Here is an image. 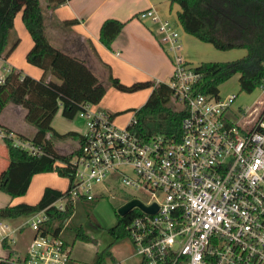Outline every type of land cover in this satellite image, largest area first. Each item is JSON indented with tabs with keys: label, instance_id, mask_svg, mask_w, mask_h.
Instances as JSON below:
<instances>
[{
	"label": "built area",
	"instance_id": "obj_1",
	"mask_svg": "<svg viewBox=\"0 0 264 264\" xmlns=\"http://www.w3.org/2000/svg\"><path fill=\"white\" fill-rule=\"evenodd\" d=\"M136 15L155 25V37L170 55L166 84L183 110L180 133L145 138L133 129V115L119 127L111 112L83 103L76 114L86 130L72 158L73 177L49 206L69 211L68 220L80 202L103 194L98 186L116 179L149 194L145 201L131 199L155 206L128 210H138L125 226L137 264H264V104L246 118L252 107L233 108L236 93L196 91L201 75L182 55L178 23L153 8ZM257 87L264 93V77ZM1 132L11 146L43 153L30 139ZM46 219L45 208L28 218L33 235L19 263H67L62 229L42 233Z\"/></svg>",
	"mask_w": 264,
	"mask_h": 264
},
{
	"label": "trees",
	"instance_id": "obj_2",
	"mask_svg": "<svg viewBox=\"0 0 264 264\" xmlns=\"http://www.w3.org/2000/svg\"><path fill=\"white\" fill-rule=\"evenodd\" d=\"M64 1L47 0V6L52 9ZM171 2H176L179 6L177 21L184 32L200 41L210 43L219 50L232 48L245 50L243 55L229 60L200 61L194 64L195 70L201 75L195 84L196 91L218 94L219 84L235 73H238L240 91L251 92L257 88L264 77V0H171ZM18 11H21L22 22L32 38V46L26 52L25 58L29 63L40 67L43 73L41 77L33 78L15 67H10L0 82V112L7 103L23 106L25 121L35 128L30 140L40 145L43 153L30 155L11 146L10 141L5 138L10 150L19 157L11 161L0 177V187L6 189L14 186L16 183L8 184L7 174L11 168H15L16 164L22 161L26 167L27 161H32L26 173L25 168L23 169L21 175H25L16 189L8 190L12 197L24 194L32 175L38 172L55 170L59 176L67 177L69 182L72 180L74 173L72 158L78 152V148L69 153H59L52 146V137L71 136L79 145L82 135L73 131L64 134L56 132L50 124L51 119L59 107L63 116L72 118L83 107V103H98L106 91V85L97 78L84 60L59 50L49 42L44 31L39 0H0L1 57L6 58L18 42L17 36L8 42ZM72 21L74 20L65 22ZM123 24L124 22L116 18L104 19L99 29L100 41L109 47ZM48 75H53L58 81L49 80ZM107 79L109 85L123 91L151 86V91L141 106L125 110L133 111L135 123L132 127L140 136L146 138L154 134L179 135L183 110L173 109L169 105L172 93L165 81L143 80L124 84L111 74L110 68ZM111 115L114 116L116 113ZM0 126L3 127H0L3 132L9 133L5 126L1 124ZM57 161L64 162L65 165H59ZM64 190L45 187L40 199L34 204L16 203L1 206L0 217L30 215L45 208L47 219L41 227H44V233L52 231L56 235L70 212L57 211L49 205ZM96 199L82 202L84 217L88 218ZM136 212L138 210L133 209L120 214L118 208L114 210L117 222L107 229L112 237L110 245L126 237L125 226ZM74 216L66 226V230L69 229L68 231L72 233V240H92L83 232L81 222L72 225ZM2 243L5 244L4 240ZM70 244L71 242L63 239L64 248ZM110 245L97 251L89 264H104L107 259L114 260ZM0 264L19 263L3 258L0 259Z\"/></svg>",
	"mask_w": 264,
	"mask_h": 264
},
{
	"label": "crops",
	"instance_id": "obj_3",
	"mask_svg": "<svg viewBox=\"0 0 264 264\" xmlns=\"http://www.w3.org/2000/svg\"><path fill=\"white\" fill-rule=\"evenodd\" d=\"M41 2L42 1L39 0L43 14L44 31L49 42L59 50L84 60L100 81L102 80L101 76L105 74L103 70H106L108 73V68H110L111 74L124 84L143 80L167 82L169 79L172 71L171 58L155 37V25L149 20L138 19L136 14L142 9L153 8L162 18H169L178 23L177 11L179 10V6L176 2H171V0H65L52 9L47 6V1H43L44 8ZM106 18H116L124 22L122 28L112 40L109 47H106L99 39V29L101 23ZM67 20L74 21L66 23L65 21ZM188 35L189 34L184 31L181 35L179 32L181 52L187 61L198 63L200 61L218 60L207 59L205 57L214 56L218 58L217 54L213 51L211 52L209 47L207 52L200 54L202 49L207 48L202 47L200 43L191 38L194 36L190 35V37ZM14 36L18 37V42L15 47L6 58L0 56V82L4 76V70L7 71L10 67H15L23 74L30 75L33 78L41 77L43 73L42 69L29 63L25 58L26 52L32 46V38L22 22L21 11H18L14 17V28L8 36L10 42ZM189 47H191L192 50ZM195 48L197 51L196 53L194 50ZM239 56L237 55V57ZM229 57L230 56L226 57L224 60H229ZM48 79L58 81L53 75H48ZM144 88L145 89L141 88V90L138 89V91L132 92L134 95H143L141 100L143 103L151 91V86ZM122 91L123 90L117 89L114 86L106 87L105 92L111 94L113 101H107L105 99L103 101V95L99 101L100 104L97 105H100L99 108H104L111 113H120L121 111L119 109L128 108L129 106L124 105L127 104L125 102L126 97H133ZM59 111H61L60 107L56 110L50 122L52 128L56 132L64 134L68 131H73L79 135L85 132L86 123L84 118L75 114L79 117L78 119L82 121L78 124L73 119L75 115L72 118H66L65 116H61L62 114L60 115ZM24 114L25 108L23 106L7 103L0 112V124L5 126L12 135L17 134L30 139L35 128L25 121ZM114 117L115 116H113V119ZM26 123L31 126H27L28 124ZM0 127L3 128L2 126ZM25 130H28V133H25ZM52 146L54 150L59 153H69L67 151H62L56 146L53 142V137ZM17 157L19 156L10 150L1 132L0 177L7 170L11 161H14ZM31 164L32 161L28 160L24 171L25 173ZM49 173H56V171H45L33 174L25 193L22 195L12 197L8 193V190L14 191L25 174L21 175L14 186L6 187V189L0 187V207L16 203L34 204L40 199L45 187H51L61 191L67 187L68 184H66V182L63 185H57ZM56 175L58 174L56 173ZM65 178L67 179V183H69L68 178ZM99 197L101 198L102 196L96 197V200H98ZM76 214L74 213L73 216ZM30 216L31 214L17 217H0V226H3L2 229H0V259L7 258L19 263L18 258L25 255L27 245L30 243L33 235L31 228V233L25 240L19 242L18 239L19 235L25 232V226H29L27 220ZM73 216L68 220L67 218L65 219L60 233L62 240L65 239L71 242V244L66 247L68 252L66 264H89L97 251L110 245L112 237L110 236L111 239L108 243L103 245L95 236L90 234V230L86 227V223H83L84 221L81 219L79 221H81L83 232L92 238V242H84L81 239L72 240V234L66 231V226ZM114 217L115 219L110 226H113L117 222L115 213ZM42 225H44V223H42L41 226ZM41 229L42 233H44V227H41ZM45 233L55 235L52 231H45ZM2 240H4L5 244L2 243ZM75 241H77V243L79 242L78 245L80 247L83 244L88 245L90 248L89 252L78 251L73 248ZM115 242L109 246L113 259L123 264H137L138 260L133 254L131 241L129 240L132 249L131 252H126L124 250L114 251L113 246ZM115 246L117 245L115 244ZM109 261H111V259H107L104 264Z\"/></svg>",
	"mask_w": 264,
	"mask_h": 264
},
{
	"label": "rangeland",
	"instance_id": "obj_4",
	"mask_svg": "<svg viewBox=\"0 0 264 264\" xmlns=\"http://www.w3.org/2000/svg\"><path fill=\"white\" fill-rule=\"evenodd\" d=\"M42 2V7L44 8V0H41ZM47 1V0H45ZM178 30L180 32V35L182 34V29L180 28V25H178ZM188 34V33H187ZM190 36V34L188 35ZM192 36V35H191ZM190 36V37H191ZM193 38L196 42L200 43L202 45V47L207 48V49H202L200 54H203L205 52H207L210 48V51L214 52L215 54H217V57H211V56H205L207 59H218V60H224L226 59V57L230 56L229 58H235L237 57V55H242L243 53H245V50L243 48H232V49H227V50H219L214 48L211 44L209 43H204L201 42L200 40H198L195 37H191ZM8 42L9 39H8ZM205 44V45H204ZM191 50L192 48L189 47ZM195 53L196 48L194 49ZM203 56V55H202ZM228 58V59H229ZM194 64H197V62H193ZM105 74H103L101 76V80L106 87L108 86H112L109 85L108 83V79H107V72L106 70H103ZM6 71L4 70V73ZM237 76L238 73L233 74L231 77H229L227 80H225L224 82H222L221 84H219V94L220 95H225L227 93H236L237 97L235 98L234 102H233V108L236 107H241V108H246V107H252L251 109V113L248 114V116H246V118L252 116V111L255 109H261L263 104H264V93L261 92L260 88H255L254 90H252L251 92H244V91H240L239 87H238V81H237ZM145 89V88H143ZM141 90V89H139ZM138 90H134V91H122V92H126L128 94H130V96L133 97H126L125 102L127 104L124 105H129L128 108H132V107H139L143 104V102H141L142 100V96L143 95H134L132 92H136ZM145 92V91H143ZM140 94V93H139ZM144 94V93H143ZM105 100H109V101H113V97L111 96L110 93L105 92L104 96H103V101ZM256 101V102H255ZM123 102V100H122ZM100 102L94 104V107L99 108ZM169 105L173 108V109H180L181 108V103L179 101H176L174 98H171V100L169 101ZM128 108H121L119 109L121 112L117 113L116 115H114V123L119 126H125L126 123L129 121V119L132 117L133 115V111L132 110H128L125 111ZM60 115L62 114L61 111ZM63 116V115H61ZM68 118V117H66ZM79 117L77 115H75V118H73L78 124L81 123L82 121H80L78 119ZM76 123V124H77ZM28 124V123H26ZM27 126H31V125H27ZM25 133H28V130H25ZM53 142L54 144H56V146H58L62 151H67L70 152L73 149H75L78 145L77 140L71 136H55L53 137ZM4 164V163H3ZM25 168V162H20L17 163L15 168H11L9 174H7V176L9 177V185H13L14 183H16V181L18 180V178L20 177L23 169ZM51 174V178H53L55 180V183H57V185H63L65 182L67 183V179L64 177H59L58 175H56V173H49ZM99 191H103L104 194H99V196H102L101 198L99 197L98 200H96L94 206L91 208V210L89 211V216L88 218L84 217V212H83V206L82 203L78 204L77 206V214L75 211V216L72 220V225H76L78 224V222H81L79 220H83V223H86V227L90 230V234L92 236H95L100 242L103 243V245H106L108 243V241L111 239V235H109L107 229L110 228L111 223L114 221L115 217H114V210H116L117 208H119V206H121L122 204H124L125 202H127L128 200H130L131 198H138L139 200L145 201L148 197L149 194L146 193L145 191L141 190V189H135L132 187H128V186H124L122 184H120L118 181H116V179L112 180V182L110 181H106L104 183V185L98 186ZM25 218V217H23ZM109 225V226H107ZM69 229H67L66 231H68ZM24 233H21V235H19V242L25 240V238L31 233L30 227L29 226H25L24 228ZM72 234V233H71ZM84 242H92V240L89 241H85ZM83 242V243H84ZM80 243V244H83ZM79 242L77 243V241H75V244L73 245V248L77 249L78 251H86L89 252L90 248L88 247V245L83 244L81 247L78 245ZM115 244L117 246H115ZM113 248L114 251H120V250H124L126 252H131V244L129 242V239L127 237H123L119 240H117V242H115ZM80 247V248H79ZM137 259V257H136Z\"/></svg>",
	"mask_w": 264,
	"mask_h": 264
},
{
	"label": "water",
	"instance_id": "obj_5",
	"mask_svg": "<svg viewBox=\"0 0 264 264\" xmlns=\"http://www.w3.org/2000/svg\"><path fill=\"white\" fill-rule=\"evenodd\" d=\"M133 206H138L139 208L145 210V211H153L155 209V206L152 207H146L144 206L141 202H139L136 199H130L129 201H127L125 204H122L121 206H119L118 208V212L120 214H124L125 212H127L130 208H132Z\"/></svg>",
	"mask_w": 264,
	"mask_h": 264
},
{
	"label": "flooded vegetation",
	"instance_id": "obj_6",
	"mask_svg": "<svg viewBox=\"0 0 264 264\" xmlns=\"http://www.w3.org/2000/svg\"><path fill=\"white\" fill-rule=\"evenodd\" d=\"M125 203H126V202H125ZM125 203H124V204H125Z\"/></svg>",
	"mask_w": 264,
	"mask_h": 264
}]
</instances>
